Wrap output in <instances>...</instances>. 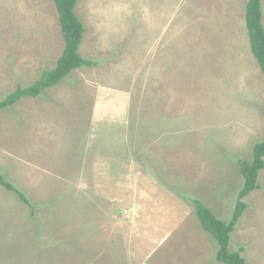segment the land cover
Instances as JSON below:
<instances>
[{
	"label": "rangeland",
	"instance_id": "374dc122",
	"mask_svg": "<svg viewBox=\"0 0 264 264\" xmlns=\"http://www.w3.org/2000/svg\"><path fill=\"white\" fill-rule=\"evenodd\" d=\"M246 0H78L94 60L0 113V264H222L188 200L227 219L264 139ZM264 25V0H262ZM53 0H0V99L55 66ZM230 234L264 264V169Z\"/></svg>",
	"mask_w": 264,
	"mask_h": 264
},
{
	"label": "trees",
	"instance_id": "16d2710c",
	"mask_svg": "<svg viewBox=\"0 0 264 264\" xmlns=\"http://www.w3.org/2000/svg\"><path fill=\"white\" fill-rule=\"evenodd\" d=\"M53 1L64 41L62 53L58 57L55 66L43 70L34 82L27 86L18 85L13 91L0 99V113L25 97L41 95L45 89L54 87L67 78L74 69L95 64L94 60L84 58L79 53L84 27L75 12L78 0ZM262 15V0H246L245 28L249 48L264 74V25ZM238 164L243 183L238 191L232 212L227 219L218 218L199 198L191 197L188 199L195 210L200 226L215 240V259L222 264H247L245 257L242 255L244 250L242 246L237 249L229 248L230 234L247 206L243 199L259 187L258 175L260 170L264 169V139L253 144L251 159L239 160ZM0 186L14 192L34 215L36 208L25 192L7 181L2 173H0Z\"/></svg>",
	"mask_w": 264,
	"mask_h": 264
}]
</instances>
